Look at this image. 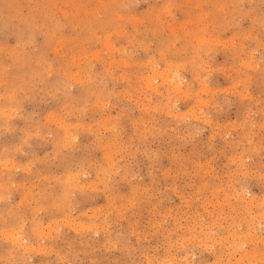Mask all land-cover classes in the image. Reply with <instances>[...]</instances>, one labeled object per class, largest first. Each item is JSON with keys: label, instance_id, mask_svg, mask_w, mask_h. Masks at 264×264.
Returning <instances> with one entry per match:
<instances>
[{"label": "rangeland", "instance_id": "obj_1", "mask_svg": "<svg viewBox=\"0 0 264 264\" xmlns=\"http://www.w3.org/2000/svg\"><path fill=\"white\" fill-rule=\"evenodd\" d=\"M263 258L264 0H0V264Z\"/></svg>", "mask_w": 264, "mask_h": 264}, {"label": "bare ground", "instance_id": "obj_2", "mask_svg": "<svg viewBox=\"0 0 264 264\" xmlns=\"http://www.w3.org/2000/svg\"><path fill=\"white\" fill-rule=\"evenodd\" d=\"M156 92V91H155ZM240 195H242V194H240ZM242 200V199H241ZM242 235V234H241ZM209 238V237H208ZM242 238V237H241ZM243 240V239H242ZM237 241V240H236ZM245 241V240H244ZM233 247V246H232ZM244 255H246V254H244ZM257 255V254H256ZM264 259V258H263ZM261 261V260H260ZM263 261V260H262ZM150 263V262H149ZM158 264H160L159 262H157Z\"/></svg>", "mask_w": 264, "mask_h": 264}]
</instances>
